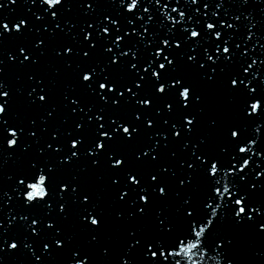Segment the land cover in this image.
Returning a JSON list of instances; mask_svg holds the SVG:
<instances>
[{"label":"snow or ice","instance_id":"1","mask_svg":"<svg viewBox=\"0 0 264 264\" xmlns=\"http://www.w3.org/2000/svg\"><path fill=\"white\" fill-rule=\"evenodd\" d=\"M7 3L0 264H264V0Z\"/></svg>","mask_w":264,"mask_h":264},{"label":"water","instance_id":"2","mask_svg":"<svg viewBox=\"0 0 264 264\" xmlns=\"http://www.w3.org/2000/svg\"><path fill=\"white\" fill-rule=\"evenodd\" d=\"M0 3H4L5 4V7L3 8V10H0V16L9 14L11 9H13V8L16 9V14H20L21 12L25 11L29 7L33 8V10H35V7H36L35 5H32L31 3H29L28 5H22L21 3H18L17 5H11V4L7 3V0H0ZM105 6H108V5H105ZM173 15H175V13H173ZM10 46L11 45H9V47ZM5 71H6V74H7L8 78H9V80H11V81H15V76L19 74L17 71H15L12 68H6ZM17 110L21 111V112L23 111L22 107H18ZM254 160H255V158H254ZM15 170H16V165H14L12 163V161H9L8 164L5 165L4 173L10 175ZM3 187L6 190L7 185L4 184Z\"/></svg>","mask_w":264,"mask_h":264}]
</instances>
